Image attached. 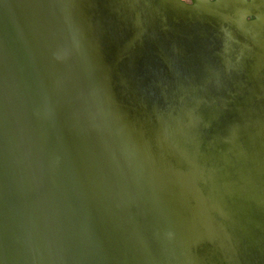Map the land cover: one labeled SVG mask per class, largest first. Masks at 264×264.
<instances>
[{"label":"water","instance_id":"95a60500","mask_svg":"<svg viewBox=\"0 0 264 264\" xmlns=\"http://www.w3.org/2000/svg\"><path fill=\"white\" fill-rule=\"evenodd\" d=\"M0 264H264V0H0Z\"/></svg>","mask_w":264,"mask_h":264}]
</instances>
